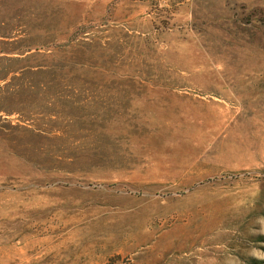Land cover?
Listing matches in <instances>:
<instances>
[{"label":"rangeland","instance_id":"obj_1","mask_svg":"<svg viewBox=\"0 0 264 264\" xmlns=\"http://www.w3.org/2000/svg\"><path fill=\"white\" fill-rule=\"evenodd\" d=\"M0 264H264V0H0Z\"/></svg>","mask_w":264,"mask_h":264}]
</instances>
